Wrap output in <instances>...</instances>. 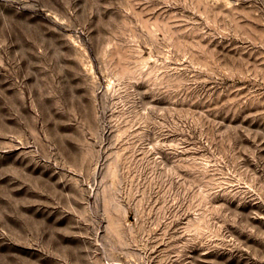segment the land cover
<instances>
[{"label": "rangeland", "instance_id": "1", "mask_svg": "<svg viewBox=\"0 0 264 264\" xmlns=\"http://www.w3.org/2000/svg\"><path fill=\"white\" fill-rule=\"evenodd\" d=\"M0 264H264V0H0Z\"/></svg>", "mask_w": 264, "mask_h": 264}]
</instances>
